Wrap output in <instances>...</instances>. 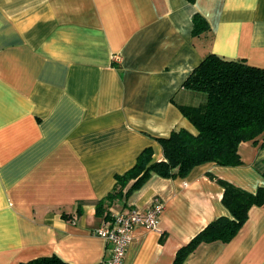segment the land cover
I'll use <instances>...</instances> for the list:
<instances>
[{
	"label": "crops",
	"instance_id": "1",
	"mask_svg": "<svg viewBox=\"0 0 264 264\" xmlns=\"http://www.w3.org/2000/svg\"><path fill=\"white\" fill-rule=\"evenodd\" d=\"M209 29L192 35V15ZM214 53L264 68V0H0V264L56 255L102 264L95 205L156 138L196 129L173 104ZM241 163L205 162L185 177L152 174L110 212L164 208L156 229L135 226L123 264H173L219 216L226 180L264 187V143L238 145ZM182 264H264V203L227 243H201Z\"/></svg>",
	"mask_w": 264,
	"mask_h": 264
},
{
	"label": "trees",
	"instance_id": "2",
	"mask_svg": "<svg viewBox=\"0 0 264 264\" xmlns=\"http://www.w3.org/2000/svg\"><path fill=\"white\" fill-rule=\"evenodd\" d=\"M193 2L194 0H187ZM209 29L200 14L192 15V35ZM191 92L190 101L173 104L196 129L172 130L158 137L164 159L153 161L152 149H143L134 164L116 174L110 191L95 205V213L110 218V207L127 198L152 175L164 178L185 177L190 170L205 162L219 165L241 163L238 145L243 141L262 139L264 143V68L214 53L205 55L182 83ZM223 187L221 202L230 216H219L182 245L173 264H182L186 256L201 243L229 242L248 217L249 209L264 203V187L254 193L218 179ZM25 264H70L56 255L31 259Z\"/></svg>",
	"mask_w": 264,
	"mask_h": 264
},
{
	"label": "built area",
	"instance_id": "3",
	"mask_svg": "<svg viewBox=\"0 0 264 264\" xmlns=\"http://www.w3.org/2000/svg\"><path fill=\"white\" fill-rule=\"evenodd\" d=\"M163 208V201L155 198L151 206L144 211L130 208L111 212L110 218L93 231V234L101 236L107 244H110L109 256L102 264H123L135 226L156 229Z\"/></svg>",
	"mask_w": 264,
	"mask_h": 264
}]
</instances>
